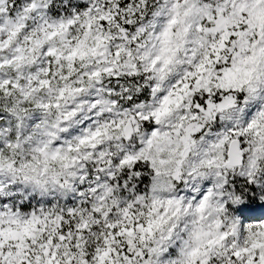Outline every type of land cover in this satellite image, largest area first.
<instances>
[{
	"label": "snow or ice",
	"instance_id": "1",
	"mask_svg": "<svg viewBox=\"0 0 264 264\" xmlns=\"http://www.w3.org/2000/svg\"><path fill=\"white\" fill-rule=\"evenodd\" d=\"M0 264H264V0H0Z\"/></svg>",
	"mask_w": 264,
	"mask_h": 264
}]
</instances>
